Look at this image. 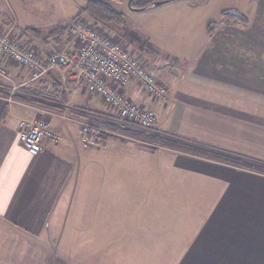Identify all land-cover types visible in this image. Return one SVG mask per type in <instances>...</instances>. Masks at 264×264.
<instances>
[{"label": "crops", "instance_id": "crops-1", "mask_svg": "<svg viewBox=\"0 0 264 264\" xmlns=\"http://www.w3.org/2000/svg\"><path fill=\"white\" fill-rule=\"evenodd\" d=\"M215 1L220 21L210 32L212 0L172 1L198 13L193 25L203 30L192 60L171 58L164 73L155 71L165 100L135 79L123 88L155 113L145 132L206 153L133 137L137 126L94 91L65 82L59 67L33 78L3 60L10 79L0 76V264H264V170L212 155L264 167V0ZM11 2L18 4L0 0L1 16ZM33 42L42 57L72 45L66 35ZM21 119L46 120L57 140L43 138L28 153L18 141ZM81 121L106 130L101 145L82 146Z\"/></svg>", "mask_w": 264, "mask_h": 264}, {"label": "built area", "instance_id": "built-area-1", "mask_svg": "<svg viewBox=\"0 0 264 264\" xmlns=\"http://www.w3.org/2000/svg\"><path fill=\"white\" fill-rule=\"evenodd\" d=\"M9 29L0 26V75L9 79L3 60H14L30 68L37 78L53 67L62 69V79L72 81L76 90L85 88L97 93L104 104L124 121L140 129H150L156 122L153 110L136 104L123 92L124 86L135 79L140 88L153 99L165 100L166 86L157 78L153 68L134 53L98 31L91 23L80 17L67 26L66 38L72 43L69 48L52 46L43 58L33 48L22 46L11 39ZM64 117V116H63ZM81 144L89 148L97 146L99 135L106 130L90 122H80ZM57 135L44 119L19 121V143L30 154H37L41 140H57Z\"/></svg>", "mask_w": 264, "mask_h": 264}, {"label": "rangeland", "instance_id": "rangeland-1", "mask_svg": "<svg viewBox=\"0 0 264 264\" xmlns=\"http://www.w3.org/2000/svg\"><path fill=\"white\" fill-rule=\"evenodd\" d=\"M172 1L170 6L165 5L167 3L165 2L162 3L163 5L151 6L149 10L132 12L125 17L126 21L123 26L110 24L94 25L93 27L119 42L131 53L145 61L157 73L163 72L164 69L169 68L170 61L172 65L175 64L176 61L171 58H177L181 62H184L182 59L192 60L191 57L197 53L196 47L201 43L200 34L203 30L201 24L197 23L200 21L198 19L202 18L199 17L198 13L184 14L182 12L183 7ZM14 2H18V4L14 5L11 2L13 8L10 11L11 14L10 12L7 13L8 15L4 13L5 17L0 15V26L3 30H10L13 41L22 46L33 48L40 57L42 56L38 49V42L35 44L34 39L44 37L48 31L55 27L69 25L77 16L90 23L86 15L81 13L82 7L80 5L84 6L86 0H14ZM212 2L213 5L210 4L209 9L207 8L208 16L212 17L211 22L207 25L213 26L220 20L219 10L215 8L217 6L215 4L218 2L215 0ZM126 3L127 0H123L120 3H114V6L118 10H125L127 8ZM7 6L9 10V4ZM192 16L195 17L196 21L198 20L196 22L198 26L193 25L194 17ZM184 23H187V26ZM17 24L21 29L17 28ZM51 49L52 46L48 48L47 55ZM45 57L46 55L43 58ZM8 62L23 66L14 60L9 59ZM28 70L31 69L28 68ZM33 74L34 72H32V76ZM115 138L119 137L115 135ZM165 139L169 140V138ZM152 149L154 150V147ZM257 169L264 170V167Z\"/></svg>", "mask_w": 264, "mask_h": 264}, {"label": "trees", "instance_id": "trees-1", "mask_svg": "<svg viewBox=\"0 0 264 264\" xmlns=\"http://www.w3.org/2000/svg\"><path fill=\"white\" fill-rule=\"evenodd\" d=\"M122 1L123 0H86L85 5L81 8V13L86 15L87 20L90 23H92L91 24L92 26H94V25H110V24H112V25L114 24L115 26H121V25L125 24V21H126L125 14L122 11L116 9L114 6V3H120ZM155 1H160L162 4V3L169 2L172 0H127V6L132 10H145V9L151 7L153 2H155ZM224 15H229V12L225 11ZM237 16L240 18V20L243 23L246 22V18L243 15L238 14ZM67 26L68 25L55 27L52 30L48 31L44 35L43 38L44 39L50 38L54 42L56 41V43H59L58 41L61 40L62 37L66 33ZM210 26H212V25H210V24L207 25V27H206L207 32H210V29H211ZM30 30H32V29H30ZM115 129H116V131H118L117 128H114V130ZM131 135L133 137H137V138L142 139V140L155 141L157 144L162 142L164 144L171 145L175 148H178V149L184 150V151H194V152H198V153L199 152L200 153L205 152L201 148L195 147L192 144H187V143L179 141V140H174V139L167 140V139L161 138L162 139V141H161L154 134L145 132V130L140 129V128H138L137 130H134L131 133ZM105 138H106L105 135H99L98 140H97V145H101ZM212 155L216 159H219V160H222L226 163L234 164L237 166H248L251 169H257V168L261 169V167H262L260 165L255 164V163L245 162V161H242L236 157L226 155V154L224 155V154H219V153L215 152Z\"/></svg>", "mask_w": 264, "mask_h": 264}, {"label": "water", "instance_id": "water-1", "mask_svg": "<svg viewBox=\"0 0 264 264\" xmlns=\"http://www.w3.org/2000/svg\"><path fill=\"white\" fill-rule=\"evenodd\" d=\"M159 4H161L160 1H155V2H153L152 6H156V5H159ZM229 13L232 14V15H237V13L235 11H231Z\"/></svg>", "mask_w": 264, "mask_h": 264}, {"label": "snow or ice", "instance_id": "snow-or-ice-1", "mask_svg": "<svg viewBox=\"0 0 264 264\" xmlns=\"http://www.w3.org/2000/svg\"><path fill=\"white\" fill-rule=\"evenodd\" d=\"M11 209V205L9 206V210Z\"/></svg>", "mask_w": 264, "mask_h": 264}, {"label": "bare ground", "instance_id": "bare-ground-1", "mask_svg": "<svg viewBox=\"0 0 264 264\" xmlns=\"http://www.w3.org/2000/svg\"><path fill=\"white\" fill-rule=\"evenodd\" d=\"M13 95V94H12ZM260 161V160H259Z\"/></svg>", "mask_w": 264, "mask_h": 264}]
</instances>
